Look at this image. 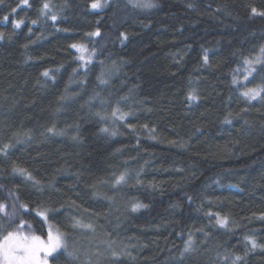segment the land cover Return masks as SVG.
I'll list each match as a JSON object with an SVG mask.
<instances>
[{"label": "trees", "instance_id": "1", "mask_svg": "<svg viewBox=\"0 0 264 264\" xmlns=\"http://www.w3.org/2000/svg\"><path fill=\"white\" fill-rule=\"evenodd\" d=\"M94 2L0 4V239L47 210L59 264H264V0Z\"/></svg>", "mask_w": 264, "mask_h": 264}, {"label": "snow or ice", "instance_id": "2", "mask_svg": "<svg viewBox=\"0 0 264 264\" xmlns=\"http://www.w3.org/2000/svg\"><path fill=\"white\" fill-rule=\"evenodd\" d=\"M20 2L24 5L28 4V0H20ZM4 0H0V4H3ZM92 8H99L102 7L100 0H96L91 5ZM134 7H140V8H153L156 7V4L154 3V0H137V2L134 4ZM50 10L49 3H44L42 8L39 10L41 15H46L47 11ZM13 12L16 11V9H12ZM252 13L257 14L258 10L253 7L251 9ZM261 16H264V11H261L258 13ZM53 21L57 19L56 14H52L50 17ZM9 17L6 15L3 17L4 21H8ZM22 21H13V27L19 28ZM33 24H36L37 21L33 20ZM94 35H99V32L94 33ZM0 37H2V34H0ZM72 48L77 49V51L84 53L87 52V48L83 45H77L72 44ZM261 53H264V46L260 49ZM79 59L81 61L85 60V56L83 54L80 55ZM205 62L207 63V56L204 57ZM244 63L246 65L251 66L253 63L250 60L245 59ZM256 63H261L260 59L257 58ZM261 71H264V66H262ZM253 72H256L255 68L249 67L248 69V75H252ZM45 77L49 76V72L45 71L43 73ZM104 73H101V77H98V79L101 80V83H106L105 80L102 79V76ZM248 79V76H245V80ZM237 81L234 79L233 83H236ZM264 93V87H257V88H249L245 90L242 95L246 97L249 100H256L257 98H260L264 100V95H261ZM190 100H195L197 97L194 94H189L188 97ZM101 104L104 103V100L101 99ZM119 109H114L111 115L113 117H116L117 112ZM99 116L100 113H97ZM127 115L126 113H122L120 115V119H123L124 116ZM101 119H105V117L101 116ZM228 122V121H226ZM49 132H52L53 129H48ZM104 132H108L109 130L107 128L102 129ZM113 135L115 133H112ZM27 135V133H25ZM9 146L4 145V149H7ZM3 151V150H0ZM14 172L19 173L21 176H25L27 179L31 180L32 177L25 169L22 168H13ZM126 175L124 173H121L118 177L115 178L114 183L116 185H120L122 182H125ZM22 207H25L22 205ZM146 207V205H143L141 203H135L131 207L132 212L138 211L140 208ZM5 210V206L0 204V212H3ZM53 212H59L58 209L52 210ZM47 210L38 211L36 214L37 216H40L45 224H48V230L46 234H36V230L32 228L31 224H27L24 221H21L17 227L16 231H8L7 235H4L2 239H0V259L4 261V264H50L49 258H53L54 264H59V259L55 255L57 253H60L61 250L67 254V256L72 257L73 253L68 250V246L65 240V233L61 232L59 228L55 227V225L49 224L48 220L49 217L46 214ZM216 223L221 228H226L228 226V219L227 217H216ZM75 226H81L79 225V222H77ZM83 227L91 228V225H83ZM2 228V226H0ZM25 228H27V231H25ZM246 240H248L252 248L255 249L257 247H260L264 249V245H258L254 239H251L250 237H245ZM191 251H194L192 248V239L191 236H189L188 241L185 242V248L184 253H189ZM115 256L116 253H113ZM183 255V253H182ZM241 257L237 256L236 260H240ZM235 264V262H234Z\"/></svg>", "mask_w": 264, "mask_h": 264}, {"label": "rangeland", "instance_id": "3", "mask_svg": "<svg viewBox=\"0 0 264 264\" xmlns=\"http://www.w3.org/2000/svg\"><path fill=\"white\" fill-rule=\"evenodd\" d=\"M47 228H48V224H46ZM0 264H4V261L2 259H0Z\"/></svg>", "mask_w": 264, "mask_h": 264}]
</instances>
